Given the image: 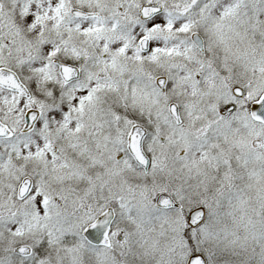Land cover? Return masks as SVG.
<instances>
[{"label": "snow or ice", "instance_id": "snow-or-ice-1", "mask_svg": "<svg viewBox=\"0 0 264 264\" xmlns=\"http://www.w3.org/2000/svg\"><path fill=\"white\" fill-rule=\"evenodd\" d=\"M0 264H264V0H0Z\"/></svg>", "mask_w": 264, "mask_h": 264}]
</instances>
